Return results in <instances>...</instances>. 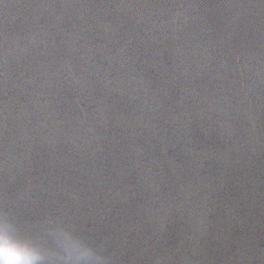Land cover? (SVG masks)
Instances as JSON below:
<instances>
[{
  "label": "water",
  "instance_id": "water-1",
  "mask_svg": "<svg viewBox=\"0 0 264 264\" xmlns=\"http://www.w3.org/2000/svg\"><path fill=\"white\" fill-rule=\"evenodd\" d=\"M45 214L103 264H264V0H0V217Z\"/></svg>",
  "mask_w": 264,
  "mask_h": 264
},
{
  "label": "snow or ice",
  "instance_id": "snow-or-ice-1",
  "mask_svg": "<svg viewBox=\"0 0 264 264\" xmlns=\"http://www.w3.org/2000/svg\"><path fill=\"white\" fill-rule=\"evenodd\" d=\"M4 223L3 217H0V225ZM27 231V242L42 254V264H65L66 250L96 251L88 239L78 232L76 221L71 217L45 214L30 225Z\"/></svg>",
  "mask_w": 264,
  "mask_h": 264
},
{
  "label": "clouds",
  "instance_id": "clouds-1",
  "mask_svg": "<svg viewBox=\"0 0 264 264\" xmlns=\"http://www.w3.org/2000/svg\"><path fill=\"white\" fill-rule=\"evenodd\" d=\"M42 254L19 238L11 225H0V264H42ZM65 264H103V257L91 249L66 250Z\"/></svg>",
  "mask_w": 264,
  "mask_h": 264
}]
</instances>
